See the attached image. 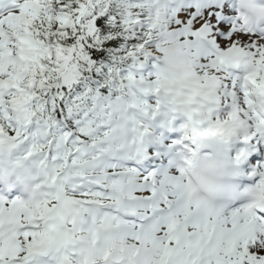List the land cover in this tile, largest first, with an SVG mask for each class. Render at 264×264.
<instances>
[{
	"label": "snow or ice",
	"instance_id": "6c2138e0",
	"mask_svg": "<svg viewBox=\"0 0 264 264\" xmlns=\"http://www.w3.org/2000/svg\"><path fill=\"white\" fill-rule=\"evenodd\" d=\"M157 116L163 174L129 163ZM210 141L253 177L226 210L191 191ZM0 264H264V24L237 0H0Z\"/></svg>",
	"mask_w": 264,
	"mask_h": 264
},
{
	"label": "clouds",
	"instance_id": "9594fccd",
	"mask_svg": "<svg viewBox=\"0 0 264 264\" xmlns=\"http://www.w3.org/2000/svg\"><path fill=\"white\" fill-rule=\"evenodd\" d=\"M219 163L216 158L204 159L200 157L194 161V167L192 169L193 178H211L212 166Z\"/></svg>",
	"mask_w": 264,
	"mask_h": 264
}]
</instances>
